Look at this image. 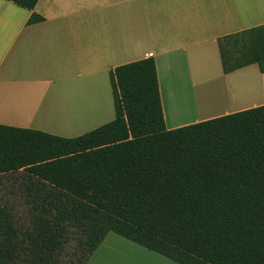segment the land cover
Here are the masks:
<instances>
[{"label":"trees","instance_id":"obj_1","mask_svg":"<svg viewBox=\"0 0 264 264\" xmlns=\"http://www.w3.org/2000/svg\"><path fill=\"white\" fill-rule=\"evenodd\" d=\"M229 45L264 72V25ZM110 86L114 119L81 136L0 125V264H86L109 232L178 264H264V105L166 130L151 58Z\"/></svg>","mask_w":264,"mask_h":264},{"label":"crops","instance_id":"obj_2","mask_svg":"<svg viewBox=\"0 0 264 264\" xmlns=\"http://www.w3.org/2000/svg\"><path fill=\"white\" fill-rule=\"evenodd\" d=\"M263 25L264 0H0V125L75 138L111 122L110 72L149 53L166 130L263 106L264 72L234 69L229 45ZM86 264L178 263L109 232Z\"/></svg>","mask_w":264,"mask_h":264},{"label":"rangeland","instance_id":"obj_3","mask_svg":"<svg viewBox=\"0 0 264 264\" xmlns=\"http://www.w3.org/2000/svg\"><path fill=\"white\" fill-rule=\"evenodd\" d=\"M249 91H251V89L248 88V87L240 88V92H241V93H245V94H247V93H249Z\"/></svg>","mask_w":264,"mask_h":264},{"label":"built area","instance_id":"obj_4","mask_svg":"<svg viewBox=\"0 0 264 264\" xmlns=\"http://www.w3.org/2000/svg\"><path fill=\"white\" fill-rule=\"evenodd\" d=\"M152 56H153L152 53L146 54V58H152Z\"/></svg>","mask_w":264,"mask_h":264},{"label":"bare ground","instance_id":"obj_5","mask_svg":"<svg viewBox=\"0 0 264 264\" xmlns=\"http://www.w3.org/2000/svg\"><path fill=\"white\" fill-rule=\"evenodd\" d=\"M248 88H250L249 86H248ZM251 89V88H250Z\"/></svg>","mask_w":264,"mask_h":264}]
</instances>
